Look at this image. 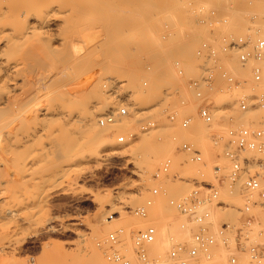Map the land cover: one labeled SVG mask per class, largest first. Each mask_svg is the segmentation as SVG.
Listing matches in <instances>:
<instances>
[{"label": "rangeland", "instance_id": "rangeland-1", "mask_svg": "<svg viewBox=\"0 0 264 264\" xmlns=\"http://www.w3.org/2000/svg\"><path fill=\"white\" fill-rule=\"evenodd\" d=\"M133 1L134 2L130 1V5L127 1V4L125 3L126 5L124 7L121 6L122 3L121 5L119 4L121 7L118 5L112 13V16L110 15V17L113 18L112 20L110 17L105 16L108 14L106 10L105 13L103 12L104 10H96L95 16L91 17L86 25L84 36L86 35L87 42L82 51H78V49L72 46V39L75 37L76 33L75 30L74 32L72 31L76 28V25L72 26L71 24H64V32L62 31V27H64L63 24L56 25L54 31H52V33L56 32L54 34L60 33L61 31L63 33L60 34L64 35V33H67L68 41L65 43L61 40H48V42L47 40L42 39L43 41L38 40L35 42L37 48H35V52L26 48L27 44H25V46L21 45L23 49H17L16 54H18L19 59L22 57L19 62L22 64L23 68L21 71L20 67L22 66L20 64V70H18L20 73L17 71L18 74H14L20 75L16 77V83L14 82V85L8 84L10 88L14 87L13 90L12 88L8 89L7 87V92L5 93L6 100L4 101H7L5 103V109L8 111V113L6 112V114H4V118L6 117V119H9V122L6 121V124H8L7 127L11 132L17 127H20V129L23 127L25 129L28 123L30 124L27 120L29 119L28 109L31 106L30 104H32L31 101L35 98L34 95H37L39 91V94H41L44 90L47 91L53 87H59L60 90L57 88L53 90H63L74 95L76 94V98L83 95V98H81L84 99L85 96L89 97V95L94 93H89L92 92L89 87L92 88V85L101 76L102 71V75H105L104 73H107V71L112 73L115 71V74H118V77L116 76L117 82L114 88H116L117 92L121 94L120 99L122 102L116 107L117 105H113L111 99L106 94L101 95L102 93H99V95H101L100 97L99 95L98 98H96L97 96L95 97L97 102H94L95 99L89 98L92 100V105L95 103L100 108V111L96 113V121L98 125H100L101 132L96 136L93 135L90 137L88 135L74 133L71 131V121L65 123L66 121L63 122L62 119L57 120V118H54L55 121L53 123L51 122L53 124V126H51L54 128V132L48 131V133H40L43 136L41 135L40 137V134L37 135L36 139L38 136L39 138L35 140L36 143L33 142L34 145H32V141L26 143L24 138L19 141L21 135H17V139L16 137H13V133V135H7V137L10 138V142L8 143L9 140L7 138L6 141H8L5 146L6 160L4 158L3 164L5 169L4 175L7 177L5 178V181H13V186L15 184V186H20L18 187L20 189L14 186L15 196L16 198L18 197L17 199L22 201H25L26 199L27 203L30 202L28 204L29 207L27 205L24 206L27 207L29 211L27 208H25L26 210L22 208L20 216L24 217L27 213V215H29V208L32 205L31 203L39 199H41L39 201L43 202L45 207L43 206L44 208L39 211V213L41 212V215H38L41 217H36L34 220L36 223L22 224L23 227L18 235V238H20L18 242L19 249L17 248V251L15 250L14 252L10 251L12 254L8 252V255L5 257H0V264H17V262H19L18 264H65L67 261L70 264H87L85 261L90 263L98 257L102 258V264H128V262L131 264L132 261L133 264H149L148 262H151L152 264H168L165 260L159 259L161 253H163L169 244L168 240L170 239L166 236V233L169 232L168 229H175L180 232L181 228L178 226L185 222L183 216V218H181L184 221H179L182 220L180 215L175 209H173V207L171 208L168 206V200L172 197L182 198L185 195H188L191 186L184 179H179L178 181V179L167 178L159 181L153 177L154 172L162 162L171 158L174 161L173 170H171L173 173L180 175V177L188 178L198 175L204 179L215 181L216 179L214 178L216 177L213 172V165L217 162H228V160H225L223 155L221 157L216 155L217 153H221L223 146L214 147L209 140V134L214 131L226 134L227 129L230 127V118L234 120V124L250 126L252 121L258 120L264 116V109L248 110L251 112L247 113V111H242L238 108V99L242 95H249L254 92L259 94L264 93L263 78L257 81L252 77L253 67L255 65H258L264 71V54L260 60L251 58L246 65H243L240 61L238 51L243 50L244 47L239 49L228 48V44L232 43V41L238 42L242 40L256 42L259 39H264V0H228L227 2H225V0H223L224 2L222 0H213V2H216H214V4H212V0H210L211 3H203V0H188L186 2L187 9H182L175 13L174 8H166L164 10L159 9V4H171V0H147L148 4L146 5V2L144 4L145 7L143 4L139 5L141 6L140 9H138L139 6L137 4L138 1V3H141L140 0L137 2L136 0ZM133 3H136L138 7L136 4L133 5ZM215 4L216 6H214ZM98 11H101L100 17L96 16V14L98 15ZM174 14L177 16L176 23H173L170 18L171 16L173 17ZM107 18L110 20L107 21ZM94 19H96V21ZM144 25L145 27L147 26V30L145 27L143 28ZM130 29L132 31H130ZM143 31H145L146 38L144 40L146 41L147 49L145 48L146 50L144 52H140L141 50L139 49L137 54L133 51H135V48L138 49L139 47L134 41L139 37L143 38ZM88 33L90 34L88 35ZM112 40L115 42L117 40L120 43L117 42V45H114L115 42ZM106 41L108 45L114 43L113 46H108L105 43ZM95 43H99L98 46L100 47L97 48L98 46ZM252 44L254 45L250 46V48L254 50L255 43ZM105 45L109 48L108 50L107 48H104L106 47ZM28 47L30 46L28 45ZM93 47L97 49L95 50ZM122 47L126 48L123 49ZM90 48L91 50L93 48L92 54H90ZM118 48H122L124 52H127L128 50L131 51H128V53L125 54L119 50L118 54L116 53L118 52ZM105 49L109 53L106 52ZM112 49L116 52H113ZM67 51L70 54L67 53ZM84 51L88 54H86L87 56L83 57L81 60L84 69L82 68L81 70V67L79 68L76 64L77 66L72 68L69 67L68 70L67 64L71 63V60L74 59L75 55L85 53ZM211 51H213L214 54H212ZM27 52L29 53L27 54ZM140 53H147L146 57L144 55H142V57L139 56ZM24 54L27 56H24ZM60 54L62 55L61 57ZM134 54L136 56H134ZM126 55H128V57ZM109 56L110 58L113 56L112 60H117V63L119 61L121 62V57H123L124 61L120 64L118 63L120 66H117V68L114 67L116 70L110 71L109 67H111L113 63H110L111 60L109 62ZM65 57L67 58L66 61ZM59 58L62 61H60ZM93 58L94 61H91ZM106 58L108 60H106ZM101 60L104 61L100 63ZM105 60L107 63H104ZM106 64H108L109 67ZM87 67L88 70H85ZM207 67L213 70L212 82L207 85H202L201 89L203 95L202 97H199L196 95L195 91L189 87V83L192 79H196L204 74V70ZM103 68L109 69L105 71ZM71 69L73 73L70 71ZM223 69L229 71L233 77V81L229 82L223 77L221 73ZM242 73L244 76H241ZM108 74L105 75V77H108L107 79L110 77ZM23 75H25V78ZM73 76L74 78H71ZM52 78L53 80L56 78V80L52 82ZM58 79L61 80V83L59 81V83L57 82ZM95 79L96 81H94ZM49 81L57 83H55V85L52 84L51 88L49 86L51 84H49ZM65 81L67 84L63 83ZM58 84L59 86H57ZM64 85L66 86L64 87ZM254 86L257 88L253 89ZM86 90L88 91L86 92ZM222 90H225V96L223 98L219 97L220 91ZM86 93L89 94L86 95ZM90 97H93V95ZM30 98L32 99L30 100ZM205 100L218 106L215 114V122L211 127H206L204 122L197 116L198 107ZM122 106L127 108L128 114L122 117L118 116L117 118L118 122L119 119L127 121L128 123L125 126H121V129L119 130H114L115 125L112 126L109 125L110 123H101V119L105 112L108 110L115 111ZM222 106L227 110L222 111V109H219V107ZM171 112L177 113L178 119L176 122H171L169 120L168 113ZM252 113L256 115L254 116ZM185 114L192 115L193 119L189 127L186 130H183L180 126V119ZM251 114L252 116L250 117ZM42 115L41 118L44 117V115L47 116V118L45 117L47 121L46 124L48 123V120L52 121L51 117H48V114ZM45 118H42L43 121ZM26 120L27 125H25ZM148 121H153L157 125V128L144 130L143 127L148 124ZM72 123L73 122H71V125H79L76 121L73 124ZM73 127L74 126H72V128ZM47 128H49L48 124ZM181 131L186 133L188 139L201 148L206 165L190 161L188 159V154L179 153L177 151V146L179 145L180 140L178 134ZM49 133H53L52 136L50 138H45L44 135H49ZM57 135L58 137L61 135L60 138H57ZM120 135H124L126 140L125 142H122L123 144L121 145H107L102 143V141L104 142L108 136L117 139ZM62 136H65L63 139L67 137L68 142L70 139L68 146H70L69 148L72 153L73 151L78 150L76 154L83 156H80L81 161L78 162L79 164L77 163L73 166V169L69 170L68 178L70 179V182L50 180V182L46 181L45 184H40L33 181L34 184L32 180L29 179L30 177L27 178V176L30 175H27L28 173L22 169L24 166L23 162L26 161L23 158L27 159V156L32 153L31 147L36 146L38 143L39 145L46 144V139L47 142L50 139V141H52V151L54 149H56V151H51L49 156L41 155L40 160L35 164V169H38V171L41 172L40 174H42V170L44 173L45 169H49V166L52 165L53 161H56L55 159L61 157L60 153L63 150L61 147L62 143L58 144L59 141L57 139H59L60 142H65L64 140H61ZM53 138L57 141H55V139L52 140ZM13 140L15 145H13ZM42 140L45 142L43 143ZM55 142L57 143V147H61L62 150L56 148ZM145 142L149 144L146 145ZM142 144H145L144 146L147 147V149L152 145L155 147L159 145L163 147L164 151L160 155L161 158L158 157L159 161L158 159L154 160L158 161L157 163L151 161V163H153L152 165H149V162L143 158L145 152L143 153L144 148L140 149ZM71 145L72 147L74 146V148H72ZM97 151H100L102 154H106L108 151L111 153L97 157L95 156V154L98 153ZM147 153L152 152L149 149ZM141 154L143 156H141ZM148 158L150 161L151 157ZM145 161L148 164L142 163ZM146 164L147 166H151L149 167V170H147L148 167L145 166ZM17 168H20L22 171ZM153 185L159 186V189L155 192L153 191ZM163 185H165V187L167 186V189L162 188L161 186ZM22 186L28 191L22 189ZM28 188L31 189L29 190ZM19 190L20 192H18ZM21 190H24L27 194ZM22 194L23 196H21ZM112 194L113 196L116 194L115 196L117 198L114 196V198L117 199L116 201L114 198L109 199V196ZM118 196L119 198L122 197L118 200ZM231 196L236 197L237 195L230 194V196H227L228 198L226 197L227 200L229 199V201H231V198H233ZM44 197L47 200H44ZM150 198L154 199L156 204L150 209L148 218L141 217L130 211L131 208L145 204ZM237 198L239 197H236L235 199ZM239 200H233V202L235 204H240L239 202L241 200ZM113 201L115 203V205H113L114 208L112 206ZM119 205L121 207L120 210H118L119 207H115ZM160 208L161 210L164 209V212L168 213V215L170 214L167 220L162 221L160 220L159 215H157ZM156 209H158L157 212ZM217 212V217L219 218L223 216L226 217L227 215L223 212ZM111 213H114V216H112L113 218H110ZM230 213L233 215V213L236 212L230 211L227 216H229ZM234 215L232 218H236ZM50 223H53L57 229H46ZM150 223H155L159 229H162V231L157 234L156 242L148 248L149 258L145 260L139 257L134 251L133 235L137 230L145 228ZM235 223L237 224H235L237 228L240 224L238 222V216ZM105 226L110 228L104 230ZM119 227H124L125 232L121 234L119 237V243L115 245L108 241V236L110 232ZM178 228H180V230ZM188 228H186L187 232L189 231L188 233H190V226ZM44 229L46 230L44 231ZM97 229L105 232L99 237L101 239L96 238V240L94 234L98 231ZM64 230H66V232ZM179 232L173 233L178 236H175L178 238L176 241L188 239L187 233L184 235V233L181 232L182 234L179 235ZM232 239H234V242ZM239 242V237L235 234L230 236L229 246L231 248L238 247ZM95 247H97L98 250H96ZM222 248L223 247L218 249L217 255L224 254L226 259L227 252L225 248ZM112 251H117L122 256V259H110L109 255ZM50 252H53L55 256H52L53 254ZM91 252L93 254L92 258L95 259L89 257ZM48 253H50V255ZM92 254L90 256H92ZM94 254L97 256L99 254V256H94ZM13 255L16 258H14ZM47 255L52 257L50 258L52 263ZM54 258H56V261H54ZM88 258H91V261ZM8 259H10V261Z\"/></svg>", "mask_w": 264, "mask_h": 264}, {"label": "bare ground", "instance_id": "bare-ground-1", "mask_svg": "<svg viewBox=\"0 0 264 264\" xmlns=\"http://www.w3.org/2000/svg\"><path fill=\"white\" fill-rule=\"evenodd\" d=\"M127 1H128V4L129 3H131L130 1H132V2H134L133 0H0V257H5L6 255H8V252H14L17 248H18V242H19V240H20V238H18L19 236V232L21 231V229H22V227H23V225H24V223H28V224H33L35 221V219H36V217H38L39 215H41L40 213H39V211H41L42 210V208H44L45 206H44V203L43 202H41V201H39V200H41V199H39V200H37V201H31V202H33V203H31L30 205V214L29 215H24V217H21L20 216V211H21V209L22 208H27V207H24L25 205H27L28 207H29V203L30 202H26V199H25V201H22V200H19V199H17L16 198V196H15V190H14V186L16 185H14L13 186V181H9V180H7V181H5V178H7L5 175H4V171H5V169H4V167H3V164H4V158H5V146L7 145L6 143H7V141H8V143L10 142V138H8L7 137V135L8 134H14V138L18 135H21V137L19 138V141H20V139H22V138H24L25 139V141H26V143H29V142H31L32 141V145H34L33 144V142L34 143H36L35 142V140H37L38 138H39V136H38V138L36 139V136L37 135H39L40 133H48V131H53L54 130V128H52V126H53V122L55 121V119L54 118H57V120H59V119H62V121L64 122V121H66L65 123H68V122H75L76 121V123L77 124H79V125H77V126H75V125H71V122H70V126H71V131L72 132H74V133H80V134H84V135H88V136H93V135H97V134H99L100 132H101V128H100V125H98V123H97V121H96V113L98 112V111H100V108L94 103V105H92V100H90L89 98H91V99H95V97L96 98H98V95H99V93L101 94V95H103V94H106L110 99H111V103L113 104V105H117L116 107H118V105L122 102V100L120 99V93H118L117 92V90H116V88H114L115 86H116V76L118 75V74H115V71L114 70H116V69H114V67H116L117 68V66H120L119 64L122 62V61H124L123 60V57H124V55L126 54V53H128V51L127 52H124V50H122V48H118V52H116V51H113V49H112V51L113 52H116V53H118L119 54V50H120V52H122V53H125L124 55H123V57H121L120 59H121V62L119 61L118 63H117V60H112V58H113V56H112V58H110V56H109V62H110V60H111V62L110 63H113L112 64V68H113V70H112V68L111 67H109L108 66V64H106L109 68H110V71H114L113 73L112 72H108L107 71V73L105 72L104 74L105 75H107L108 73H110V74H108V75H110V77H109V79H107L108 77H105V75H102L103 74V71H102V74H101V76L97 79V81H96V79L94 80V81H96L93 85H92V88L91 87H89L91 90H92V92H89V93H97V94H92L93 95V97H90V96H92V95H89V97L88 96H85V97H87V98H85L84 97V99H82L83 97V95H81V96H78L79 98H76L75 97V95L74 94H71V93H69V92H66V91H63V90H61V91H55V90H53V89H59V87H51L52 86V84H54L55 85V83H57L58 81L60 82L61 80H57V82H55V83H52L54 80H56V78H54V80H53V78H52V82L51 81H49V86L52 88V89H48L47 91H43V93H41V94H39L40 93V89L38 90L39 92H38V94L35 96L34 95V100L33 101H31V103L32 104H30L31 106H30V108L28 109V118L29 119H27L28 120V122H30V124L28 123V125H27V120H26V124L25 125H27V127H25V129L23 128H21L20 129V127L18 128L17 126L18 125H21V124H18L16 127V129H14V130H12L13 132H11V130H9L8 129V127H7V125L8 124H6L7 122L6 121H8L9 122V119H6V117L4 118V114H6V112L8 113V111H7V109H5L6 108V106H5V103L7 102H4L6 99H5V93L7 92V87H8V89L10 88L9 87V85L8 84H12V85H14L16 82V77H18V76H20V75H14L15 73L16 74H18V70H20V68H21V71H22V68H23V66H22V64L19 62L21 59H22V57H21V59H19V56H18V54H16L17 52V49L18 48H22L23 49V47H21V45L22 46H25V44H27L26 45V48H29L30 50H33V52H35V50L37 49L36 48V45H35V42H37L38 40H61L62 42H67L68 41V35H67V33H64V35L63 34H60V33H63L64 32V30H63V28L65 29V25H67V24H71L72 26L73 25H76L74 28L75 29H73V27H72V29H73V31L72 32H74V30L76 31V33H75V37L72 39V46L73 47H75L76 49H78V51H82L83 49H84V46H85V44H86V42H87V38H86V35L84 36V33H85V31H86V25H87V23L90 21V19H91V17H93V16H95V11L96 10H104L103 12L105 13V10L107 11V15H105V16H108V17H110V15L112 16V13L115 11V9L118 7V5L120 4L121 5V3H122V7H124L126 4H127ZM138 0H136V2H137ZM188 0H171V4H166V3H161V4H159L160 5V8L159 9H161V10H164V9H172V8H174V13L175 12H178V11H181L182 9H187V4H186V2H187ZM198 1V0H197ZM219 1V0H218ZM217 1V2H218ZM223 1V0H222ZM228 0H225V2H227ZM139 2V1H138ZM137 2V4H138V6L139 5H142L143 4V6L145 7V3L147 2V0H140V2L141 3H138ZM204 2H209V3H211V1L209 0H203V3ZM212 2H213V0H212ZM215 2V1H214ZM214 2L212 3V4H214ZM224 2V1H223ZM126 3V4H125ZM216 3V2H215ZM222 3V2H221ZM134 4H136V3H133V5ZM137 4H136V6H137ZM148 4V2L146 3V5ZM119 5V7H121ZM130 5V4H129ZM132 5V6H133ZM158 5V6H159ZM137 6V7H138ZM212 6V5H211ZM214 6H216V4L214 5ZM126 7H128V6H126ZM129 8V7H128ZM132 8V7H131ZM141 8V6H139L138 7V9H140ZM210 8V7H209ZM131 12V11H130ZM97 13V12H96ZM100 14H101V11L99 12L98 11V15L96 14V16H99L100 17ZM102 15H103V13H102ZM176 14H174V16L172 17H170L171 19H172V22L173 23H176V17L177 16H175ZM103 17V16H102ZM104 18V17H103ZM102 18V19H103ZM110 19L112 20L113 18L112 17H110ZM110 19H108L107 18V21L108 20H110ZM95 21H96V19H94ZM98 21V20H97ZM99 21H101V20H99ZM244 22V21H243ZM97 23H99V22H97ZM100 23H102V22H100ZM60 25V24H65L64 25V27H62V31L60 32V33H57V34H54V33H56V32H54V33H52V31H54V29H55V27H56V25ZM99 25V24H98ZM242 25H244V24H242ZM131 26H132V24H131ZM135 26V25H134ZM88 27V26H87ZM137 27V26H136ZM145 27V25L143 26V28ZM60 28V27H59ZM138 28V27H137ZM142 28V27H141ZM142 28V29H143ZM67 29V28H66ZM145 29L147 30V26L145 27ZM68 30V29H67ZM67 30H66V32H67ZM132 30H133V27H132ZM131 29H130V31H132ZM96 31V30H95ZM129 31V32H130ZM69 32H70V29H69ZM69 34V33H68ZM90 33H88V35H89ZM131 36V35H130ZM142 36H143V38L142 37H139L136 41H134V43L135 44H137V46L139 47H137L138 49H136L135 48V51H133V52H138L139 51V49L141 50L140 52H144L147 48H146V41L144 40L145 38H146V36H145V31H143V34H142ZM90 37V36H89ZM42 40V41H43ZM115 40V39H114ZM48 41V42H49ZM111 41V40H110ZM113 41V40H112ZM99 42V41H98ZM101 42V41H100ZM113 42H115V41H113ZM117 42L118 43H120L119 41H117L116 40V42H115V44L114 43H110L109 45H108V43H107V41L105 42L108 46H113V44L114 45H117ZM122 42V41H121ZM132 43H133V41H132ZM47 44H49V43H47ZM53 44V43H52ZM95 44H97V43H95ZM100 44H102V43H100ZM28 45L30 46V47H28ZM55 45V44H54ZM62 45V44H61ZM99 45V43L97 44V46ZM94 46V45H93ZM106 46V45H105ZM69 47V46H68ZM68 47H66V48H68ZM100 46H98L97 48H99ZM117 47H120V46H117ZM36 48V49H35ZM56 48V47H55ZM89 48V47H88ZM94 48V47H93ZM93 48H92V50H93ZM96 48V49H97ZM102 48V47H101ZM104 48H107V46L106 47H104ZM112 48V47H111ZM126 48V47H125ZM125 48H123V49H125ZM146 48V49H145ZM234 48V47H233ZM21 49V50H22ZM28 49V50H29ZM95 49V48H94ZM95 49V50H96ZM109 48H107V50H108ZM117 49V48H116ZM235 49V48H234ZM27 50V51H28ZM29 50V51H30ZM51 50V49H50ZM92 50H91V48H90V51H91V53L90 54H92ZM94 50V51H95ZM100 50V49H99ZM106 50V49H105ZM106 50V52H108ZM111 50V49H110ZM122 50V51H121ZM127 50V49H126ZM70 51V50H69ZM87 51V50H86ZM89 51V50H88ZM131 51V50H130ZM129 51V52H130ZM52 52V51H51ZM85 52V51H84ZM102 52V51H101ZM100 52V53H101ZM132 52V53H133ZM148 52V51H147ZM29 52H27V54H28ZM54 53V52H53ZM52 53V54H53ZM67 53H69L68 51H67ZM67 53H65V54H67ZM109 53V52H108ZM135 53V54H136ZM70 54V53H69ZM85 54V55H84ZM87 53L85 52V53H81L80 55H75V57H74V59H72L71 60V63H68L67 65H68V70H69V67L70 68H72V67H74V66H77L78 65V67L80 68L81 67V70H82V68L84 69V67L82 66V62H81V60H82V58L83 57H86L87 55H86ZM117 54V55H118ZM134 54V56H136ZM138 54V53H137ZM146 54L147 53H140L139 54V56H141L142 57V55H144L145 57H146ZM26 54H24V56H25ZM129 56H131L130 54H128ZM128 55H126L127 57H128ZM27 56V55H26ZM54 56H57V55H54ZM62 55L60 54V57H61ZM122 56V55H121ZM63 57H64V55H63ZM115 57V56H114ZM23 58H25V57H23ZM136 58V57H135ZM61 59H63V58H61ZM66 57H65V61H66ZM107 58H106V60H108ZM138 59V58H137ZM23 60H25V59H23ZM59 60H60V58H59ZM69 60V59H68ZM105 60V62L104 63H107V61ZM32 61V60H31ZM60 61H62V60H60ZM64 61V60H63ZM91 61H94V58H93V60H91ZM96 61V60H95ZM102 61H104V60H101V62L100 63H102ZM114 61V62H113ZM144 61V60H143ZM80 62H81V65H80ZM24 63V62H23ZM28 63V62H27ZM84 63L86 64V62L84 61ZM84 63H83V65H84ZM99 63V64H100ZM109 63V64H110ZM242 63V62H241ZM20 64H21V66L22 67H20ZM61 64V63H60ZM64 64V63H63ZM77 64V65H76ZM24 65V64H23ZM87 65H89V64H87ZM98 65V64H97ZM246 65V64H245ZM25 66H26V64H25ZM24 66V67H25ZM94 66V65H93ZM101 66V65H100ZM105 66V65H104ZM20 67V68H19ZM63 67V66H62ZM66 67V66H65ZM77 67V68H78ZM97 68V67H96ZM108 68V69H109ZM90 69V68H89ZM98 69V68H97ZM104 69V68H103ZM108 69H104L105 71L106 70H108ZM260 69H261V67H260ZM85 70H88V67H87V69H85ZM262 70V78H263V80H264V71H263V69H261ZM18 71V72H17ZM71 72H72V69L70 70ZM76 71V70H75ZM40 72V71H39ZM20 73V72H19ZM73 73V72H72ZM76 73V72H75ZM81 73V72H80ZM79 73V74H80ZM54 74V73H53ZM66 74H68V73H66ZM77 74V73H76ZM96 74H98V73H96ZM96 74H95V76H96ZM22 75V74H21ZM42 75V74H41ZM71 75H73V74H71ZM81 75V74H80ZM24 76V78H25V75H23ZM51 76H53V75H51ZM77 76L79 77V75L77 74ZM241 76H244V74L242 73V75ZM22 77V76H21ZM56 77V76H55ZM67 77V76H66ZM118 77V76H117ZM252 77H254V79H255V76H254V74L252 75ZM23 78V79H24ZM63 78V77H62ZM71 78H74V76L73 77H71ZM71 78H70V80H71ZM75 78H76V76H75ZM61 79V78H60ZM63 79H65V78H63ZM67 79V78H66ZM256 80V79H255ZM67 81V80H66ZM66 81L65 82H63V83H66ZM69 81V80H68ZM15 82V83H14ZM58 82V83H59ZM61 83V82H60ZM67 84V83H66ZM11 85V86H12ZM62 85V84H61ZM15 86H17V85H15ZM18 86H19V84H18ZM57 86H59V84L57 85ZM66 85H64V87H65ZM14 87V86H13ZM13 87H11L12 88V90H13ZM48 87V86H47ZM46 87V88H47ZM64 87H62V88H64ZM10 88V89H11ZM17 88V87H16ZM60 90V89H59ZM67 90V89H66ZM10 91V90H9ZM68 91V90H67ZM88 90H86V92H87ZM224 91L225 90H222V91H220V95H219V97H221V98H223L224 96H225V93H224ZM89 93H86V95H88ZM257 94H259V93H257ZM262 93H260L259 95H261ZM84 95H85V92H84ZM101 95H99V97L101 96ZM82 97V98H81ZM80 98H81V100H80ZM32 98H30V100H31ZM80 100V101H79ZM98 100V99H97ZM30 102V101H29ZM94 102H97L96 101V99L94 100ZM112 105V106H113ZM75 106V107H74ZM114 106V107H115ZM28 108V107H27ZM219 109H220V107H219ZM222 111H226L227 109L226 108H224L223 106H222ZM224 109V110H223ZM249 111H247V113H248ZM251 112V111H250ZM249 112V113H250ZM247 113H244V114H247ZM42 114H48L49 116L48 117H51V120L52 121H50V120H48V127L49 128H47V124H46V118H47V116H45L44 115V117H42L43 119L45 118V120L43 121V119L41 118V115ZM253 114V113H252ZM252 114L250 115V117L252 116ZM8 115V114H7ZM254 115V114H253ZM256 115V114H255ZM254 115V116H255ZM43 116V115H42ZM103 116H104V114H103ZM119 116V115H118ZM117 116V117H118ZM245 116H247V115H245ZM249 116V115H248ZM258 116V115H257ZM117 117H115V120L112 122V124L110 123L109 125H112V126H114L115 127V129L114 130H119V129H121V126H125L128 122L127 121H123V120H121V119H119V122H118V118ZM122 117V116H121ZM255 118H257V117H255ZM6 119V120H5ZM48 119H50V118H48ZM13 120V119H12ZM43 122H42V121ZM75 120V121H74ZM20 121V120H19ZM22 121V120H21ZM129 121V120H128ZM13 122V121H12ZM52 122V123H51ZM117 122V123H116ZM20 123H22V122H20ZM25 123V122H24ZM23 123V124H24ZM72 123V124H73ZM116 123V124H115ZM22 124V125H23ZM52 125V126H51ZM108 125V126H109ZM51 126V127H50ZM72 126H74L73 128H72ZM48 129H51V130H48ZM149 130V129H148ZM220 131V130H219ZM54 132V131H53ZM215 132V131H214ZM187 133H189V132H187ZM219 133H221V132H219ZM224 133V132H223ZM12 134V135H13ZM42 134H40V137H41V135ZM51 133H49V135L47 134V135H44L45 136V138L46 137H51L52 136V134L50 135ZM186 134V133H185ZM17 136V137H18ZM43 136V135H42ZM54 136V135H53ZM60 136L61 135H59V137H58V135H57V138H60ZM188 136H189V134H188ZM17 137H16V139H17ZM63 137H65V136H62L61 137V140H64L65 142H60V140L59 139H57L58 141H59V143L58 144H60V143H62V145H61V147L63 148V150H62V148L61 147H59L61 150V157L58 159H55L56 161H53V163H52V165L51 166H49V169L47 168V169H45V172L43 173V170H42V174H40L41 172H39L38 171V169L36 170L35 169V164H37L36 162L37 161H39L40 160V156L42 155H50L49 153L52 151V147H51V143H52V141H50V139H49V141L47 142V139H46V144H42V145H39V143L38 144H36V146H33V147H31V154L30 155H26L27 156V159L26 158H23V159H25L26 161H24L23 162V164H24V166H23V168L22 169H24V171L26 172V173H28L27 175H30V176H27V178L28 177H30L29 179H31L32 180V182L34 181V182H38V183H40V184H45V182L46 181H49L50 182V180L52 181V180H60V181H67V182H70V179L68 178V172H69V170L70 169H73V166H75L79 161H81V157H83V156H79V154H76L77 152H78V150H76V151H73V153L71 152V149L69 148L70 146H68L69 145V143H70V139H69V142L67 141L68 140V138L66 137L65 139H63ZM8 138V140L6 141V139ZM44 138V139H45ZM93 138V137H92ZM34 139V140H33ZM55 138H53L52 140H54ZM56 139H55V141H57ZM18 141V142H19ZM23 141V140H22ZM13 142H14V140H13ZM12 142V143H13ZM38 142V141H37ZM42 142H43V140H42ZM41 142V143H42ZM45 142V141H44ZM43 142V143H44ZM11 143V144H12ZM20 143V142H19ZM65 143V144H64ZM71 143H72V141H71ZM102 143L104 144H107V145H118V144H123L122 142H120V140H119V137H117V139H115V138H112V137H107L105 140H104V142L102 141ZM11 144H9V145H11ZM25 144V143H24ZM53 144H54V142H53ZM55 144H56V148L57 149H59L58 147H57V143L55 142ZM145 144L147 145V144H149V143H146L145 142ZM144 144V145H145ZM8 145V146H9ZM13 145H15V142H14V144ZM13 145H11V146H13ZM30 145H31V143H30ZM38 145H39V147H38ZM74 145V144H73ZM102 145V144H101ZM143 144L141 145L142 147H140V149H143V155H145V156H143L142 154H141V156H143V158L144 159H146V161L147 162H149V165L151 164L152 165V163H151V161H154L155 159H158V157H160V155L163 153V151H164V149H163V147L162 146H154V145H152L151 147H149L148 149H147V147H145ZM41 146V147H40ZM60 146V145H59ZM75 146V145H74ZM74 146L72 147V145H71V147L72 148H74ZM99 146H100V144H99ZM149 146V145H148ZM222 145H220V147H221ZM54 147H55V145H54ZM76 147V146H75ZM101 147V146H100ZM13 148V147H12ZM12 148H10L11 150H13ZM30 148V147H29ZM9 149V150H10ZM149 151V149H150V151L152 152V153H147L148 151ZM70 152H69V151ZM222 150V149H221ZM54 151H56V149H54L52 152H54ZM142 151V150H141ZM11 152V151H10ZM98 152V151H97ZM100 152V151H99ZM97 153V154H95V156H97V157H101V155H108V154H110L111 152L110 151H108V152H106V154L105 153ZM25 156V157H26ZM14 157V156H13ZM148 157H151V160L149 161V158ZM221 157V156H220ZM45 158V157H44ZM161 158V157H160ZM223 158V157H222ZM225 158V157H224ZM5 160H6V158H5ZM13 160V159H12ZM225 160H226V158H225ZM8 161V160H7ZM20 161H22V160H20ZM142 162V163H147V162ZM158 161H159V159H158ZM158 161H154V162H158ZM189 161V160H188ZM190 162V161H189ZM15 163V162H14ZM21 163V162H20ZM81 163V162H80ZM22 164V163H21ZM21 164H20V166H21ZM79 164V163H78ZM143 164V165H144ZM148 164V163H147ZM147 164L145 165L146 167H148V169L147 170H149L150 168L149 167H151V166H147ZM34 166V167H33ZM37 166V165H36ZM15 167V166H14ZM19 167V166H18ZM17 169H19V170H21L20 168H17ZM172 170H173V167H172ZM22 171V170H21ZM38 171V172H37ZM175 172V171H174ZM204 172V171H203ZM210 172V171H209ZM25 173V174H26ZM173 173V172H172ZM178 173V172H177ZM206 173V172H205ZM180 174V173H179ZM23 175V174H22ZM206 175V174H205ZM204 175V176H205ZM145 176V175H144ZM143 176V177H144ZM180 176V175H179ZM22 177H24V176H22ZM187 177V176H186ZM185 178V177H184ZM188 178H190V177H188ZM188 178H185L184 180H186V179H188ZM213 179V178H212ZM215 179V178H214ZM213 179V180H214ZM11 180V179H10ZM25 180V179H24ZM28 180V179H27ZM177 180V179H176ZM175 180V181H176ZM22 181H23V179H22ZM178 181H179V179H178ZM181 181V180H180ZM33 182V183H34ZM32 183V184H33ZM18 184V183H17ZM21 184V183H20ZM35 184V183H34ZM167 184V183H166ZM165 184V185H166ZM26 185V184H25ZM25 185H23V186H25ZM29 185H30V182H29ZM38 185V184H37ZM165 185H163V186H161L162 188H165V189H167L166 187H165ZM23 186H22V189H24L23 188ZM41 186H43V185H41ZM154 187H153V191L155 192V191H157L158 189H159V186H157V185H153ZM190 186H191V184H190ZM16 188H18V187H20L19 185H17V186H15ZM31 187V186H30ZM33 187V186H32ZM38 187V186H37ZM151 187V186H150ZM237 187H238V185L235 187V188H233V190H230L229 188H227V189H229V190H223L222 191V198L223 199H227L228 197L227 196H230V194H237L236 192H237ZM18 189H20V188H18ZM29 190L31 189V188H28ZM42 189V188H41ZM25 190V189H24ZM23 190V191H24ZM27 190V189H26ZM25 190V191H26ZM152 190V189H151ZM17 191V190H16ZM22 191V190H21ZM22 191V192H23ZM24 191V192H25ZM28 191V190H27ZM41 191V190H40ZM18 192H20V190L18 191ZM32 192V191H31ZM189 192V191H188ZM26 194H27V192H25ZM25 193H24V195H25ZM34 193H36V192H34ZM117 193V192H116ZM119 193V192H118ZM167 193V192H166ZM21 194V193H20ZM37 194V193H36ZM39 194V193H38ZM34 195V194H33ZM116 195V194H115ZM114 195V196H115ZM121 195H122V193H121ZM21 196H23V194L21 195ZM27 196V195H26ZM35 196V195H34ZM114 196H113V194L111 195V196H109L110 198L109 199H111V198H114ZM120 196V195H119ZM119 196H118V200L122 197H120L119 198ZM186 196V195H185ZM184 196V197H185ZM27 197H29V196H27ZM116 197V196H115ZM184 197H182V198H184ZM227 197V198H226ZM231 197H233V196H231ZM235 197V196H234ZM233 197V198H234ZM236 197H238V196H236ZM235 197V198H236ZM117 198V197H116ZM179 198V197H178ZM181 198V197H180ZM179 198V199H180ZM233 198H231L232 200V202H233V200L234 201H238L240 198H237V199H233ZM28 199V198H27ZM44 200L46 199L45 197L43 198ZM115 199V198H114ZM43 200V201H44ZM47 200V199H46ZM113 200V199H112ZM111 200V201H112ZM117 199H115V201H116ZM229 200V199H228ZM39 201V202H38ZM240 201V200H239ZM47 202V201H46ZM45 202V203H46ZM111 203V202H110ZM234 203V202H233ZM240 203V202H239ZM117 204V203H116ZM113 205H115V203H114V201L112 202V206ZM44 206V207H43ZM115 207H119L118 208V210H120V205L119 206H115ZM113 208H114V206H113ZM159 208V207H158ZM172 208V207H171ZM174 209V208H173ZM26 210V209H25ZM27 210H28V208H27ZM176 210V209H175ZM29 211V210H28ZM158 211V209H156V212ZM177 211V210H176ZM230 211H232V212H235L234 210H229V211H227V212H223V213H225V214H227L228 215V212H230ZM255 211L257 212V210L255 209ZM43 212V211H42ZM156 212H154V213H156ZM217 212V211H216ZM220 212V211H219ZM26 213V212H25ZM218 213V212H217ZM39 214V215H38ZM150 214V213H149ZM235 214V215H234ZM157 215H159V218H160V220H167V218L170 216V214L168 215V213H166V212H164V209H162L161 210V208H160V210L157 212ZM226 215V217H227V219H228V217H229V221L232 223V224H234L235 223V220H237V214L236 213H233V215L234 216H236V218H235V220H234V218H232V213H230V215L229 216H227ZM219 216V215H218ZM39 217H41V216H39ZM182 216L180 215V218H181ZM223 217H225V216H223ZM183 218V217H182ZM181 218V219H182ZM230 218H232V219H230ZM106 219V218H105ZM107 220V219H106ZM185 220V219H184ZM183 219L182 220H179L180 222H183L184 221ZM38 221V220H37ZM108 221L110 222V220L108 219ZM234 221V222H233ZM239 222V221H238ZM36 223V222H35ZM39 223V222H38ZM37 223V224H38ZM46 223H47V221H46ZM45 223V224H46ZM23 224V225H22ZM180 224V223H179ZM184 224V223H183ZM236 224V223H235ZM40 225V224H39ZM43 225V224H42ZM59 225H60V223H59ZM181 226H182V224H180ZM180 225L178 226V227H180ZM46 227V226H45ZM56 226L55 225H53V223H50V224H48V226H47V228L46 229H51V230H54V229H57V228H55ZM187 227H189L188 226V224H187V226H186V228ZM28 228V227H27ZM96 228V227H95ZM107 228L109 229L110 227H107V226H105V228H104V230H107ZM183 228H185V227H182L181 228V230H180V228H178L179 230H180V232L179 231H177V230H175V229H172V230H169L168 229V231L170 232H172V233H174V232H179L178 234L180 235V234H182L181 232H184L183 231ZM185 228V229H186ZM42 229V228H41ZM46 229H44V231L46 230ZM59 229V228H58ZM100 229V228H99ZM177 229V228H176ZM189 229V228H188ZM191 229V228H190ZM62 230H63V227H62ZM94 230H96V229H94ZM98 230V229H97ZM26 231V230H25ZM35 231V230H34ZM65 232H66V230H64ZM160 231H162V229H159L158 228V233L160 232ZM40 232H42V231H40ZM92 232V231H91ZM94 232H96V231H94ZM103 232H105V231H100V230H98L95 234H94V237H95V239L97 238H99L100 236H102V233ZM169 232H167V233H169ZM189 232V231H188ZM187 232V230H186V233H188ZM33 233V232H32ZM36 233V232H35ZM46 233V232H45ZM44 233V234H45ZM166 233V234H167ZM24 234V233H23ZM26 234V233H25ZM189 234V233H188ZM104 235H106V234H104ZM103 235V236H104ZM184 235H186V234H184ZM176 236V235H175ZM233 236V235H232ZM106 237V236H105ZM176 237H178V236H176ZM175 237V239L174 240H178V238H176ZM103 238V237H102ZM96 239V240H97ZM99 239H101V238H99ZM102 240H104V239H102ZM234 239H232V241H233ZM231 241V242H232ZM101 242V241H100ZM106 242V241H105ZM234 242V241H233ZM232 242V243H233ZM102 243H103V241H102ZM21 245V244H20ZM106 245V244H105ZM230 245H231V243H230ZM151 246V245H150ZM150 246L148 247V248H150ZM21 247V246H20ZM92 247V246H91ZM92 248H94V247H92ZM96 248V250H98L97 249V247H95ZM224 248V247H223ZM222 248V249H223ZM19 249V248H18ZM49 250V249H48ZM94 250V249H93ZM17 251V250H16ZM107 251H109V250H107ZM149 251V250H148ZM147 251V253H149ZM218 251V250H217ZM10 252V253H11ZM46 252V251H45ZM98 252V251H97ZM100 252V251H99ZM224 252V251H223ZM50 253H52L53 254V252H50ZM50 253H48L49 255H50ZM12 254V253H11ZM92 254V252L90 253V255ZM100 254V253H99ZM99 254H98V256H99ZM217 254H218V252H217ZM46 255V254H45ZM49 255H47V256H49ZM89 255V257H93V254H92V256H90ZM14 256V255H13ZM12 256V257H13ZM52 256H55L54 254L52 255ZM58 256V255H57ZM94 256H97V255H95L94 254ZM97 256V257H98ZM101 256H102V254H101ZM8 257V256H7ZM59 257H61V256H59ZM63 257V256H62ZM69 257V256H68ZM11 258V257H10ZM14 258H16L15 256H14ZM50 258H52L51 256H49V259ZM91 258H88V259H90V261H91ZM46 259V258H45ZM49 259H47V260H49ZM56 258H54V261H56L55 260ZM92 259H95V258H92ZM103 259H104V257H103ZM9 261H10V259H8ZM15 260V259H14ZM63 260V259H62ZM80 260H82V259H80ZM87 260V259H86ZM97 260V261H96ZM96 260H92V262H90V263H93V264H102L103 262H102V258H100V257H98ZM2 261H3V259H2ZM64 261V260H63ZM72 261V260H71ZM96 261V262H95ZM129 261V260H128ZM132 261V260H131ZM11 262H12V260H11ZM14 262V261H13ZM15 262H17V261H15ZM50 262H51V259H50ZM59 262V261H58ZM66 262V261H65ZM64 262V263H65ZM10 263V262H9ZM19 262H17V264H18ZM52 263V262H51ZM66 263H69L68 261L66 262ZM65 263V264H66ZM85 263H87V264H90L89 262H86L85 261ZM149 264H152L151 262H148ZM21 264V263H20ZM70 264V263H69ZM72 264V263H71ZM73 264H77V263H73ZM84 264V263H83ZM128 264H129V262H128ZM131 264H133V261H132V263ZM134 264H137V263H134Z\"/></svg>", "mask_w": 264, "mask_h": 264}, {"label": "built area", "instance_id": "built-area-1", "mask_svg": "<svg viewBox=\"0 0 264 264\" xmlns=\"http://www.w3.org/2000/svg\"><path fill=\"white\" fill-rule=\"evenodd\" d=\"M255 43L254 50L250 48ZM243 48L238 51L240 61L245 65L251 58L260 60L264 54V39L256 42L232 41L228 48ZM212 54L213 51H211ZM222 67V66H221ZM223 68V67H222ZM222 75L229 82L233 77L228 70H222ZM253 74L257 81L262 79V70L258 65L253 67ZM213 70L205 68L204 74L192 79L189 87L197 96L202 97V85L212 82ZM256 83V82H255ZM258 84V83H256ZM257 88L256 86L253 89ZM238 108L242 111L264 109V93L256 92L242 95L238 99ZM222 107H220L221 109ZM218 106L207 100L203 101L197 110V116L204 122L206 127H211L215 122V114ZM128 114L127 108L122 106L118 109L108 110L104 113L101 123H111L115 117ZM171 122L178 119L176 112L168 113ZM193 116L185 114L180 119V126L186 130ZM230 127L226 134L211 132L209 140L214 147L222 145L221 153L217 156L225 157L228 162H217L213 165L215 181L204 179L198 175L186 179L191 184L188 195L184 198H169L168 206L177 210L178 214L185 218L180 228L190 226L188 239L176 241L175 235L170 232L166 236L168 245L161 253L159 259L168 264H264V116L251 122L250 126L234 124L230 118ZM153 121L143 127L144 130L156 129ZM179 153L188 154V159L193 162L206 165L203 152L187 135L181 131L179 134ZM119 140L125 142V136L120 135ZM174 161L166 159L156 169L153 177L159 181L164 179H185L176 173H172ZM237 187V196L240 204H235L222 198L223 190H233ZM229 188V189H227ZM154 199L150 198L145 204L131 208L136 215L148 218L150 209L154 206ZM257 210V212L255 211ZM234 210L238 215L239 226L236 228L226 217H217V212ZM114 213L110 214L113 218ZM259 223V224H256ZM183 228V230H187ZM188 228V227H187ZM183 232L184 234L186 232ZM125 232L124 227L109 233L108 241L117 244L120 236ZM158 227L155 223L148 224L139 229L133 235L135 253L147 260L148 247L156 242ZM239 237V246L231 248L229 240L231 235ZM224 247L227 255H217V250ZM109 258L121 260L122 256L117 251H112Z\"/></svg>", "mask_w": 264, "mask_h": 264}]
</instances>
